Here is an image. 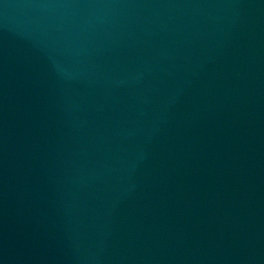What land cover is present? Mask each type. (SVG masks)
Here are the masks:
<instances>
[{
	"label": "water",
	"instance_id": "water-1",
	"mask_svg": "<svg viewBox=\"0 0 264 264\" xmlns=\"http://www.w3.org/2000/svg\"><path fill=\"white\" fill-rule=\"evenodd\" d=\"M0 264H264V0H0Z\"/></svg>",
	"mask_w": 264,
	"mask_h": 264
}]
</instances>
